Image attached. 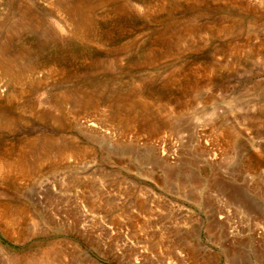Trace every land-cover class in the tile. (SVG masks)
<instances>
[{"label": "rangeland", "instance_id": "obj_1", "mask_svg": "<svg viewBox=\"0 0 264 264\" xmlns=\"http://www.w3.org/2000/svg\"><path fill=\"white\" fill-rule=\"evenodd\" d=\"M47 1L0 0V264H264V0Z\"/></svg>", "mask_w": 264, "mask_h": 264}, {"label": "bare ground", "instance_id": "obj_2", "mask_svg": "<svg viewBox=\"0 0 264 264\" xmlns=\"http://www.w3.org/2000/svg\"><path fill=\"white\" fill-rule=\"evenodd\" d=\"M61 1V0H60ZM67 1V0H66ZM64 2V1H62V3H61V5L60 6H57V5H55V4H53L54 2H53V0H48L47 2L49 3V5L50 6H54L55 5V7H56V9H55V16H56V18H57V20H58V22H60L61 23V25L64 27V29L66 30V32L68 33V34H70V35H72V36H78V35H82L83 33H85L84 32V27L87 25V19H85L86 17L85 16H83V15H81V16H79L78 15V19L77 20H75V18L73 17V15H74V13H73V15H71V13L73 12V10L71 11V10H69V8L67 7V2L69 1H67V2ZM59 2V1H58ZM77 2V1H76ZM75 2V3H76ZM71 3H73L74 4V2H71ZM80 3V2H79ZM58 5H59V3H57ZM78 5H80V4H76V5H74V7L76 8V9H80L81 10V8L78 6ZM69 6V5H68ZM71 6V5H70ZM69 6V7H70ZM82 6V5H81ZM85 6V5H84ZM61 7V8H60ZM67 7V8H66ZM83 7V6H82ZM71 9H72V7H70ZM84 8V7H83ZM83 11H84V9H82ZM85 10H86V8H85ZM74 12H76V11H74ZM78 12V11H77ZM82 12V11H81ZM81 12H79V13H81ZM83 13V12H82ZM19 17V16H18ZM21 23V22H20ZM14 24V23H13ZM25 24V23H24ZM8 25V24H7ZM16 26V25H15ZM185 26H187V25H185ZM24 28V27H23ZM185 28V27H184ZM189 28V27H188ZM186 29V28H185ZM190 31V30H189ZM180 32V31H179ZM86 34V33H85ZM179 34V33H178ZM182 34V33H181ZM170 35V34H169ZM172 35V34H171ZM85 36V35H84ZM165 39V38H164ZM178 39V38H177ZM170 40V39H169ZM181 40V39H180ZM0 57H2V56H0ZM4 57V56H3ZM14 61H13V59H12V61H11V59H7V60H4V61H2V59H0V76L2 77V76H4V77H7V78H9L10 80H12V81H18V79H20L22 76V74L19 72V71H17L14 67ZM67 90V89H66ZM73 91V90H72ZM71 91V92H72ZM75 91V90H74ZM58 93V92H57ZM67 93V92H66ZM56 95V94H55ZM58 95V96H57ZM54 98H56V100H52L53 101V104H54V106L55 107H58V106H60V104H61V102H63L66 98L65 97H67L66 95H64V93H62V95L61 96H59V94H57ZM78 95V94H77ZM69 96V95H68ZM46 97V96H45ZM48 97H49V94H48ZM79 97V96H78ZM52 98V97H51ZM50 98V99H51ZM65 98V99H64ZM71 98H73V96L71 97ZM64 99V100H63ZM63 100V101H62ZM74 101H75V98H74ZM47 102V101H46ZM48 103V102H47ZM58 106H57V105ZM77 105L78 106H81L82 105V102L81 101H79V99H78V102H77ZM117 113V112H116ZM121 116V115H120ZM119 116V117H120ZM123 116V115H122ZM111 117V116H110ZM124 117V116H123ZM122 117V118H123ZM117 118V116L114 118V119H116ZM112 119V118H111ZM118 119V118H117ZM127 119V118H126ZM124 120V119H123ZM120 121H122V120H120ZM120 121H117V122H120ZM37 138V137H36ZM39 138V137H38ZM27 139V138H26ZM31 139V138H30ZM48 139V138H47ZM26 141V140H25ZM29 142H31V143H34V140L32 139V140H30ZM46 142V141H45ZM50 141H48V142H46V143H49ZM10 171V170H12V164L11 163H7V161L6 160H0V171ZM18 170V169H17ZM25 171V170H24ZM43 263V262H42Z\"/></svg>", "mask_w": 264, "mask_h": 264}]
</instances>
